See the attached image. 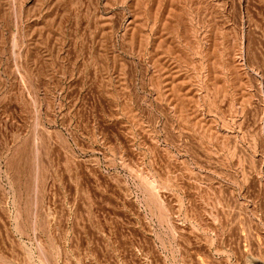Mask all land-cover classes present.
<instances>
[{
  "label": "rangeland",
  "instance_id": "rangeland-1",
  "mask_svg": "<svg viewBox=\"0 0 264 264\" xmlns=\"http://www.w3.org/2000/svg\"><path fill=\"white\" fill-rule=\"evenodd\" d=\"M0 264H264V0H0Z\"/></svg>",
  "mask_w": 264,
  "mask_h": 264
}]
</instances>
